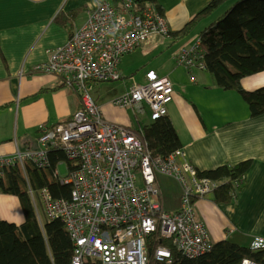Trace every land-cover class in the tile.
<instances>
[{"label": "built area", "instance_id": "obj_1", "mask_svg": "<svg viewBox=\"0 0 264 264\" xmlns=\"http://www.w3.org/2000/svg\"><path fill=\"white\" fill-rule=\"evenodd\" d=\"M122 6L116 10L113 3L101 1L89 9L84 24L65 44L48 50L47 62L35 67L74 86L81 106L67 121L40 124L39 147H21L16 142L13 152H0V186L14 167L23 172L40 222L36 194L45 206L46 219L60 220L66 226L73 244L71 264H85L89 259L101 264H148L153 237L170 240L183 256L194 259L214 246L195 204L213 194L220 183L201 176L182 148L168 156H154L142 128L105 119L91 95L93 84L123 79V56L154 38L173 37L156 2L138 7V0H123ZM175 61L192 81L196 80L195 70H207L201 37L182 47ZM174 93L170 78L150 69L143 83L132 84L110 104L132 108L137 118L148 109L150 118L156 120L167 116ZM52 151H62L66 157L54 168L52 177L71 185L69 198H56L48 187L36 190L30 183L28 168L46 171L51 167ZM63 161L68 164L66 177L59 172ZM158 174L174 177L181 186L180 205L173 212L162 200ZM245 177L232 183L235 193ZM172 246H157L156 259L171 264ZM250 250L264 251V236H255ZM241 264L264 262L243 258Z\"/></svg>", "mask_w": 264, "mask_h": 264}, {"label": "crops", "instance_id": "obj_2", "mask_svg": "<svg viewBox=\"0 0 264 264\" xmlns=\"http://www.w3.org/2000/svg\"><path fill=\"white\" fill-rule=\"evenodd\" d=\"M101 1L113 2L0 0V152H13L16 142L21 147H39L40 124L54 125L67 121L80 108V93L74 86H67L61 76L38 72L35 67L47 62L48 50L65 44L73 31L84 24L89 9ZM210 1L156 0V3L172 32L177 33ZM221 7L207 19L206 24L217 20L228 10L216 17ZM194 36L175 34L170 38H154L140 47L144 49L143 53L136 51L138 48L123 56L120 70L124 75L139 69L144 72L138 79L133 78L131 85L137 80H145L150 69L170 78L175 93L168 105L167 117L178 133L187 159L199 170L252 161L234 201L217 204L213 201L214 194H210L195 204L197 216L207 225L212 242L229 239L246 243L255 236H264V113L251 116L243 96L236 90L219 87L215 75L208 69L195 70L196 80L192 81L189 76L185 85L177 78L172 79L170 75L173 72L182 73L177 71L179 68L175 61L178 51L172 58V64L170 60L163 64V58L153 60L155 57L151 54L156 50L155 54L160 53L159 48L168 47L178 40L187 42L182 47L188 46ZM150 64L153 67H149ZM242 85L247 91L264 87V71L243 78ZM129 87L125 84L121 90L118 87L115 89L118 93L107 100L99 101L92 97L103 110L105 119L133 128L135 119L139 130L141 119L136 117L132 108L120 109L110 104ZM150 120L146 125L153 122ZM15 212L20 216L17 220ZM0 217L17 225L24 222L18 197L0 193Z\"/></svg>", "mask_w": 264, "mask_h": 264}, {"label": "trees", "instance_id": "obj_3", "mask_svg": "<svg viewBox=\"0 0 264 264\" xmlns=\"http://www.w3.org/2000/svg\"><path fill=\"white\" fill-rule=\"evenodd\" d=\"M227 1L211 0L180 32H172V35L189 37L199 34L206 51L208 71L215 75L216 84L222 89L239 92L248 103L251 116H258L264 113V87L247 91L242 79L264 71V0H238L221 17L206 24L207 19ZM147 2L156 0H138V7ZM112 3L116 10H122L123 0H113ZM62 15L67 19L66 15ZM141 128L154 156H168L182 147L178 133L167 116ZM49 158L51 167L46 171L34 166L28 168L30 183L36 190L48 187L56 198H69L71 185L61 184L52 177L54 168L66 157L62 151H52ZM251 164L252 161L246 160L200 172L201 176L220 183L213 193L215 203L236 199L232 183L246 176ZM0 193L18 197L25 219L17 225L0 217V264H71L73 244L66 226L60 220L40 222L27 180L20 169L14 167L8 172L0 186ZM253 238L248 245L221 240L214 243L211 251L189 259L173 247L170 240L153 237L149 242L148 264H167L155 257L156 247L166 244L172 246L171 264H241L243 258L264 262V251L250 250ZM85 264L101 263L89 259Z\"/></svg>", "mask_w": 264, "mask_h": 264}, {"label": "rangeland", "instance_id": "obj_4", "mask_svg": "<svg viewBox=\"0 0 264 264\" xmlns=\"http://www.w3.org/2000/svg\"><path fill=\"white\" fill-rule=\"evenodd\" d=\"M238 0H230L227 1L222 7L221 9L218 11V13L216 14V17H218L220 14L223 13V11H225L226 9L232 7L235 2ZM199 37V34H195L194 39H197ZM187 42L183 41V40H178L176 42L170 43V45L168 47H161L159 48L158 54H155L156 51L151 54L153 55V57H155L153 60L157 61V59L159 60L160 58H163V64H166L169 60L171 62V64L173 63V56L176 53V51H179L181 49V47L183 45H185ZM136 51H139L141 53L144 52V49L140 48ZM126 56V55H125ZM177 64V63H176ZM178 65V64H177ZM149 67H153V64H150ZM178 72H182L180 75L177 73H172L170 75V77L172 79H179L180 81H182V84H186L187 81H189L187 78L189 77L188 73L186 72V70L184 69V67L179 66L178 65ZM145 71L146 70V66L143 68ZM144 73L141 71V69L139 70H133L131 72H127L125 75L123 74L124 78L122 80L119 81H109V82H101V83H96L92 85V92L91 95L99 100V101H103V100H107L110 99V97H112L113 95H116L118 92H116L115 89H118V87H120L121 90V86L122 85H126L127 87H129L131 84V80L133 78L137 79L141 76V74ZM145 80H137V83H143ZM123 89V88H122ZM139 118L141 119V123L142 126L148 124L151 122L149 115L147 114V116H139ZM134 127L137 129L139 128V124L137 122H135L134 119ZM59 172L60 175L62 177H66L68 176L69 170H68V164L66 161H63L60 165H59ZM157 186L160 189L161 192V197L162 200L165 204V207L168 208L169 210H173L174 208L178 207L180 205V197H181V186L178 183V181L171 176H168L166 174H158L157 175ZM37 197V206H38V211H39V215L42 219V221L46 220V211H45V206L44 204L41 202L39 195L36 194L35 199ZM33 204V201H32ZM34 206V204H33ZM245 243V242H244ZM243 244V243H242ZM246 245H248L249 243H245Z\"/></svg>", "mask_w": 264, "mask_h": 264}, {"label": "bare ground", "instance_id": "obj_5", "mask_svg": "<svg viewBox=\"0 0 264 264\" xmlns=\"http://www.w3.org/2000/svg\"><path fill=\"white\" fill-rule=\"evenodd\" d=\"M19 217H20L19 214L15 212L14 218H16V220H17Z\"/></svg>", "mask_w": 264, "mask_h": 264}]
</instances>
